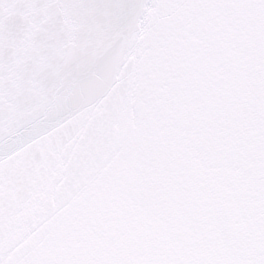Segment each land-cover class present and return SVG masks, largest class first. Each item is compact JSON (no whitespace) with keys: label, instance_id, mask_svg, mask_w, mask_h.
I'll list each match as a JSON object with an SVG mask.
<instances>
[{"label":"snow or ice","instance_id":"6c2138e0","mask_svg":"<svg viewBox=\"0 0 264 264\" xmlns=\"http://www.w3.org/2000/svg\"><path fill=\"white\" fill-rule=\"evenodd\" d=\"M0 144V264H264V0H0Z\"/></svg>","mask_w":264,"mask_h":264}]
</instances>
